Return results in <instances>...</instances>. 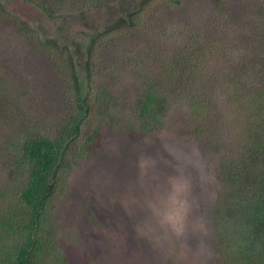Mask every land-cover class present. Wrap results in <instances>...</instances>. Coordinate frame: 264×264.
<instances>
[{
  "label": "rangeland",
  "instance_id": "obj_1",
  "mask_svg": "<svg viewBox=\"0 0 264 264\" xmlns=\"http://www.w3.org/2000/svg\"><path fill=\"white\" fill-rule=\"evenodd\" d=\"M2 1L0 190L12 166L14 152L8 143L28 128L53 133L73 101L56 58L41 51L17 23L40 27L43 37L56 38L62 48L104 31L121 12L137 16L134 26L98 45V80L92 89L101 81L109 83L113 98L104 108L90 103L94 111L84 132L101 126V145L65 170L58 183L49 211L53 245L70 264H226L214 221L223 187L220 156L238 146L241 135L225 128L217 154L206 137L186 131V99L176 91L163 126L144 130L136 122L138 90L142 92L157 68L136 62L153 42L166 45L168 56L181 54L184 44L196 50L193 39L209 42L212 57L203 58L212 63L196 84L213 88L225 105L227 84L219 82L226 81L228 73L249 78L256 74L254 62L264 63V0H151L144 9L138 7L142 0H121L89 12L82 9L84 0H40L64 8L57 23L28 0ZM72 3L79 8L74 14L66 9ZM187 61H192L190 55ZM229 117L224 110V118ZM236 122L239 125L240 118ZM55 250L49 251V258L60 256Z\"/></svg>",
  "mask_w": 264,
  "mask_h": 264
},
{
  "label": "trees",
  "instance_id": "obj_2",
  "mask_svg": "<svg viewBox=\"0 0 264 264\" xmlns=\"http://www.w3.org/2000/svg\"><path fill=\"white\" fill-rule=\"evenodd\" d=\"M120 1L84 0L82 9L89 12L104 3L115 5ZM150 1L142 0L138 7L144 9ZM27 2L43 12L48 21H60L64 9L60 4L40 0ZM3 4L0 5L5 13ZM66 9L72 14L79 10L74 3ZM119 14L104 31L89 32L86 41H75L62 48L56 38L43 37L40 27L36 29L27 22L24 26L23 21L16 22L27 29V37L38 44L41 51L56 58L67 77L68 92H71L73 101L72 108L56 131L36 133L28 128L30 131L23 130L7 145L14 154L9 180L0 190V264H47L54 260L70 264L60 247L53 245L49 211L65 170H69L78 159L94 153L101 145V126L88 134H85L84 126L94 111L90 103L102 104L100 106L104 108L113 98L109 83L101 81L100 85L96 83L94 86L95 91L92 89V84L98 80L96 61L100 41L123 33L137 23V16ZM6 15L15 20L10 11ZM192 43L197 49L184 44L181 54L168 56L164 54L166 45L156 42L150 43L142 53L144 59L136 63L152 64L157 72L146 78L148 82L141 93L138 90L141 97L136 122L144 130L163 126L173 106L171 94L176 91L186 99L187 107L180 108L188 114L186 131L197 137H206L217 154L218 140L225 128L232 127L236 135H241L238 146H230L220 156L219 175L223 187L215 207L214 221L219 227L217 234L226 264H264V63L254 62L256 74L249 78L228 73L227 80L219 82L227 84L223 87L224 105L213 88L207 90L204 85L196 84L212 63L203 58L204 55L212 57L208 54L209 42L193 39ZM198 50L203 52L202 56L196 55ZM188 55L191 62L187 61ZM224 110L229 112V118H224ZM239 118L241 123L237 125ZM51 249H56L60 256L49 258Z\"/></svg>",
  "mask_w": 264,
  "mask_h": 264
}]
</instances>
